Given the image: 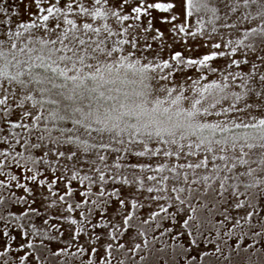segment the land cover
Masks as SVG:
<instances>
[{
  "label": "snow or ice",
  "instance_id": "obj_1",
  "mask_svg": "<svg viewBox=\"0 0 264 264\" xmlns=\"http://www.w3.org/2000/svg\"><path fill=\"white\" fill-rule=\"evenodd\" d=\"M249 239L264 0H0V264H220Z\"/></svg>",
  "mask_w": 264,
  "mask_h": 264
},
{
  "label": "rangeland",
  "instance_id": "obj_2",
  "mask_svg": "<svg viewBox=\"0 0 264 264\" xmlns=\"http://www.w3.org/2000/svg\"><path fill=\"white\" fill-rule=\"evenodd\" d=\"M237 255V259L220 261V264H264V253L261 254V248L241 251Z\"/></svg>",
  "mask_w": 264,
  "mask_h": 264
},
{
  "label": "trees",
  "instance_id": "obj_3",
  "mask_svg": "<svg viewBox=\"0 0 264 264\" xmlns=\"http://www.w3.org/2000/svg\"><path fill=\"white\" fill-rule=\"evenodd\" d=\"M255 222V220L253 221ZM231 243V242H230ZM261 241H252L251 239H249L242 247L245 248L246 250H251V249H257V248H261ZM248 244H252V247H248ZM202 248H204L205 250H212V246L211 245H202ZM238 253H236V255L232 256L231 260L237 259V255ZM231 253H226V257L227 256H231ZM231 260H227L225 259H221L220 261H231Z\"/></svg>",
  "mask_w": 264,
  "mask_h": 264
},
{
  "label": "flooded vegetation",
  "instance_id": "obj_4",
  "mask_svg": "<svg viewBox=\"0 0 264 264\" xmlns=\"http://www.w3.org/2000/svg\"><path fill=\"white\" fill-rule=\"evenodd\" d=\"M262 243H261V254H263L264 252V241H261Z\"/></svg>",
  "mask_w": 264,
  "mask_h": 264
}]
</instances>
